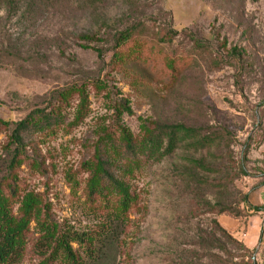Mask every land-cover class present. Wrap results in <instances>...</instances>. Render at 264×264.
<instances>
[{
	"label": "rangeland",
	"instance_id": "374dc122",
	"mask_svg": "<svg viewBox=\"0 0 264 264\" xmlns=\"http://www.w3.org/2000/svg\"><path fill=\"white\" fill-rule=\"evenodd\" d=\"M134 23L152 26L157 33L167 28L192 33L211 46L217 65L200 62L174 90L152 75L145 78L150 85L134 84L132 77L111 71L108 36ZM98 32L103 40L91 48L103 50V59L95 49H85L81 39ZM183 43L181 36L174 49ZM233 48L247 52L245 70L230 59ZM92 81L107 82V89L90 87ZM85 83L88 116L70 133L41 139L37 150L30 149L43 169L21 168L25 189L40 194L61 224L89 231L99 226V216L87 211L83 163L102 132L113 126L121 102H130L132 114L125 113L122 120L136 135L143 123L152 121L222 127L233 134L232 155L247 175L220 193L181 179L182 171L192 168L191 159L222 163L215 149L180 150L136 174L133 184L142 209L132 215L121 264H246L244 251L227 235L220 234L221 244L215 241V221L251 251L253 264H264V212L236 219L205 211L206 202L242 209L244 196L264 208V0H109L97 12L83 2L0 0V120L19 122L48 104L54 93ZM77 104L71 103L74 108ZM7 135L0 134V169L8 161ZM72 179L80 186L74 188ZM38 262L29 254L23 264Z\"/></svg>",
	"mask_w": 264,
	"mask_h": 264
},
{
	"label": "trees",
	"instance_id": "16d2710c",
	"mask_svg": "<svg viewBox=\"0 0 264 264\" xmlns=\"http://www.w3.org/2000/svg\"><path fill=\"white\" fill-rule=\"evenodd\" d=\"M48 1L83 2L97 12L109 0ZM101 35V32L89 33L81 39L87 43L83 46L85 49H95L103 59V50L91 48V44L103 40ZM108 36L112 47L111 71L132 77L131 81L139 86L150 85L151 81L145 78L152 75L167 90H174L200 62L217 65L211 46L188 31L167 28L157 33L152 26L134 23ZM181 36L184 43L174 49V42ZM229 54L230 59L241 65V70L246 69L245 50L233 48ZM92 86L102 91L107 89V82L92 81ZM76 100L78 104L74 108L71 103ZM88 109V84L85 83L54 93L48 104L36 108L19 122L0 120V134H8L5 145L8 161L0 169V264H23L29 254L36 255L38 264H121L122 244L133 224L132 215L142 209L133 184L136 174L173 158L180 150L200 153L215 149L222 154L219 165L207 164L204 159L189 160L192 168L182 171L181 179L197 189L220 193L247 175L244 164L238 165L234 160L231 152L234 138L229 130L152 121L143 123L136 135L122 120L125 113L132 114L130 102L126 100L115 108L117 117L113 126L102 132L92 147L90 159L83 163L87 175L85 203L91 209L86 210L99 216V226L89 231H74L57 220L50 204L40 194L25 189L19 171L24 166L41 171L42 164L30 149L37 150L41 139L44 142L63 131L78 128L88 116ZM73 183L74 188L80 186L77 181ZM241 202L242 209L233 204L206 202L205 211L211 216L229 215L236 219L264 212V208L253 206L248 196L242 197ZM214 226L213 237L217 243L221 244L220 234L227 235L236 249L244 251L245 263L253 264L248 248L229 236L217 221ZM235 259L232 256V262Z\"/></svg>",
	"mask_w": 264,
	"mask_h": 264
}]
</instances>
